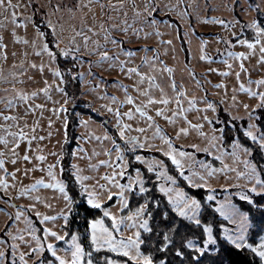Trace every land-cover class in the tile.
I'll list each match as a JSON object with an SVG mask.
<instances>
[{"label": "snow or ice", "instance_id": "snow-or-ice-1", "mask_svg": "<svg viewBox=\"0 0 264 264\" xmlns=\"http://www.w3.org/2000/svg\"><path fill=\"white\" fill-rule=\"evenodd\" d=\"M28 4L33 7L25 15L17 11L25 7L18 0L16 3L13 0H0V12L8 13L3 17V21H0V29H7L6 22L10 21L13 25L10 29L12 42L23 46L19 50V56L17 51L11 52L13 59L6 74L3 65L7 64L9 59V45L0 31V81L9 83L14 92L7 94L8 89H4L6 95L0 97V102H3L5 109L12 111L7 113L0 111V119L14 122L16 128L13 130L11 123L0 124L2 130L0 144L4 145L0 148V190L6 196L12 195L9 191L10 185L15 187L7 177L11 176L15 181L16 172L19 171V169L8 171L6 164L9 158L12 164L21 158L30 161L32 157L28 155L27 150L23 157L19 155V145L22 141H27L28 147L31 148V141L37 139L24 131L28 125L25 122L21 126L20 121L29 112L45 107L44 104H33L29 101L43 94L45 99L52 101L54 105L51 111L59 114L67 112V109L64 104H60L59 108L55 107L59 101L53 100L51 93L55 89L67 97L65 85L70 81L78 80L81 84L92 85L93 81L86 79V76L99 77V81L90 89L94 90L105 80L103 72L117 70L131 83H124L119 75L114 78L112 86L123 91V99L115 94L109 96L106 87L98 94L100 98L109 100L101 107L113 114L115 118L113 127L116 132V135L105 132L103 137L92 134V138L107 139L112 144L111 149L104 150L107 159L88 165L89 169H98L102 165L112 169L111 172L103 174L104 183L97 181L90 185L87 181L93 177L82 174L83 169L75 163L69 167L71 182L77 188V194L87 205L102 212L100 216L85 218L87 227L84 234L88 238V250L81 242L82 233L68 230L69 217L76 200L69 190V180L58 178L57 167L61 173L64 171L60 165L64 155L61 152L55 162L43 167L34 166L41 167L42 171L46 168L49 178L47 181L43 177L37 178L33 183L22 186L16 192V196H31L32 200L41 201L39 195L31 193L43 186L59 191L65 202L64 208L55 215L36 211V215L41 218L40 223L44 225L40 230L42 235L37 234L38 229L28 217L25 219L30 230L18 229L17 232L25 233L30 239L25 240L24 235H18L11 228L7 229V236L13 241L10 245L13 257L11 264H16L17 256L19 264H98L94 262L93 250L99 252L102 249L127 258L113 259L112 256H105L104 264H205L206 255L219 257L210 258L208 264H231V261L225 259V255L231 251L229 246L249 250L259 259V264H264V204H257L252 195H264V76L253 80L249 74L247 85L241 81V72L249 73L244 61L256 55L257 51L259 55L256 65L264 64V23L256 17L246 22V28L254 33L253 38L244 35V24L241 25L239 32L231 33L232 37H235L234 42L227 37H216L217 41H223L226 45L222 59L227 69L221 74L229 75L233 67L229 61H238L239 68L235 71V78L239 87L233 86L232 91L246 92L250 98H256L257 102L250 106L241 101L245 110L244 116L231 115V118L224 122L226 126L232 125L235 129L234 134L229 137L230 152H225L223 147L226 127L212 128L207 147L201 149L198 144L191 145V148L198 151L215 150L216 159L221 161L218 168L207 161L199 162V168H195L197 161L192 159L195 153L183 150L185 146L177 147L174 140L180 139L181 135L186 136L190 128L197 130L201 136H209L203 131V126L205 122L209 125L216 122V118L208 116L207 113L209 111L216 113L217 104L207 100L206 95L189 96L183 81L178 84L175 66L167 64L161 58L162 54L167 55L173 40H166L163 37L175 31L176 36L186 40L190 45L192 36L196 35L197 25L219 24L228 28L234 27L238 21L202 15L198 6H195V0H44L43 3L40 0H28ZM249 6L255 9L258 16H264V9H261L260 3ZM37 16L39 23L36 22ZM29 24L33 27L30 37L27 35ZM17 28H23L25 35L18 34ZM153 37L154 43H145ZM199 39L200 59L211 62L213 57L206 51L209 41L202 35ZM237 45L246 47L247 51L232 50ZM171 51L176 52L174 46L171 47ZM187 51L190 54L191 48L189 47ZM220 51L217 49V52ZM175 58L174 55L173 59ZM85 63L88 65L87 72L79 70ZM185 66L189 68V75L196 84L202 85L203 82L199 80L190 64ZM94 68L98 71H93ZM207 71L219 69L209 68ZM36 72L40 74L43 87L28 91L16 86L17 83H25V79L35 82L34 75L30 73ZM46 72L51 75V80L45 75ZM165 74L167 87L173 93L171 96L162 83ZM252 85H255V88ZM214 87L220 88L225 85L221 82ZM129 88L144 99L137 102L138 98L129 92ZM154 90L160 93L159 98L154 94ZM236 100L237 97L233 95L232 103L236 104ZM173 101L175 108L170 110L167 106ZM203 101L206 102L201 108L200 102ZM123 105L132 107L121 112L120 107ZM153 105L162 106L153 108ZM21 108L24 116L19 115ZM190 110L204 113L200 116L201 123L193 124L188 119L186 113ZM152 112L155 115L151 114ZM156 116L162 117L173 126L177 123V117H180L187 126L179 127L173 137L156 122ZM137 117L145 122V127L139 125L134 127L127 122ZM245 117L247 118L245 123L239 126L234 123L244 121ZM51 123L49 120L50 125ZM80 123L87 125L85 120H81ZM64 124L67 127L66 116ZM32 127L34 129L35 125ZM146 128H154L152 137L144 136L141 139L138 135L129 134L133 131L144 133ZM89 138L83 137L85 140ZM150 139H159L158 151L170 160L171 167L183 178L186 187L205 189L206 193L203 196L193 194L186 190V187H177L178 177L170 174V166L165 160L140 153L141 149L151 150L155 147L148 143ZM9 144L11 148L8 147ZM77 155L78 152L73 150L72 156ZM126 155L145 165L146 171L142 172L140 167H135L133 175L129 171L133 165L131 160L125 158ZM225 155L230 156L234 162L242 163L243 170L223 163ZM38 159L43 162L46 157L39 155ZM87 159L91 160L92 156H87ZM28 171L30 170L25 169V174ZM227 172H234L237 178H244L247 183L221 184L219 187L237 188L238 191L234 195L247 205V210L229 198L231 193L223 200H217L216 188L211 180L218 174ZM153 176L155 182L152 180ZM124 177L127 178L126 182H121V178ZM225 179L228 177L225 176ZM112 188L117 190L114 192ZM134 197L136 203L133 207L131 201ZM114 198L116 203L112 205L111 201ZM7 203L17 207L10 200ZM27 207L35 210L36 204L32 203ZM253 208L261 214L257 225L253 224ZM216 214L230 222L232 226L226 222H219ZM22 215L21 211H17L15 220H19ZM58 218L62 220L60 230L47 226L48 222H54ZM106 219L109 223L105 222ZM17 240L27 246V251L20 250ZM6 244L7 239L0 238V245ZM61 244L66 246L61 247ZM45 253L50 254L51 258L45 256ZM29 255L32 256L31 261L26 258ZM6 261V250L0 247V264H6Z\"/></svg>", "mask_w": 264, "mask_h": 264}, {"label": "rangeland", "instance_id": "rangeland-1", "mask_svg": "<svg viewBox=\"0 0 264 264\" xmlns=\"http://www.w3.org/2000/svg\"><path fill=\"white\" fill-rule=\"evenodd\" d=\"M14 3L17 2V0H13ZM18 2L21 5H24L25 7L17 9L18 12L24 13L25 15L28 14L32 10V6L28 4V0H18ZM41 3L44 2V0H40ZM260 3L261 9H264V0H195V6H198L200 12L202 15H209V16H217L225 20H233L238 21V23L235 24L234 27H228L225 28L222 25L219 24H208V25H197L196 28V35L192 36L191 38V44L189 45L186 40L185 47L186 50L190 47L191 53L187 51V59L185 56V53L183 49L180 46V39L179 36H176L175 31H172L171 35H165L164 39H172L173 45L169 46V51L167 55H161V58L165 60V62L169 65L175 66V77L179 84V82L183 81L184 86L188 90V95H195L197 97L200 96H207V100H211L214 103L217 104V112L213 113L209 111L207 113L210 117H215L216 122L212 125H209L208 123H204L203 131L205 133H208L209 136H201L199 135L198 131L195 129L190 128L189 133L185 135H181L180 139L174 140V143L177 147L179 146H185L183 150L195 153V155L192 157L193 160L197 161L195 168H199V162L206 161L204 158V155H209L212 159H214L217 163H213L210 161H207L211 163L215 167L221 166V161L216 159L215 150H209L208 152H204L202 150H196L191 148L192 144H198L201 149L208 146V139L210 138V135L212 134V128L220 129L221 127H224V117L226 116L227 119L231 118V115H241L244 116V108L243 104L240 103L241 101L243 103H247L250 106L254 105L257 101L256 98H250L246 92H235L233 93L232 89L233 86L239 87V84L235 78V71L239 68V62L236 60H230L229 62L232 63L233 67L230 70L229 75H222L221 73L224 72L227 69V65L223 62V51L226 49V45L223 41H217L216 37H227L229 39L232 38L231 33L233 31L239 32L241 25H245L246 28V22L253 17L256 16V11L254 8L250 7V4ZM5 15H8L6 12H0V21H3V17ZM39 17V16H37ZM8 24L7 29H0V31L3 32L5 37V42L9 45L8 51L10 53L9 59L7 64L3 65L5 69V73L7 74L8 68L11 66L13 57L11 56L12 51H17L19 56V50L23 47L20 44H14L12 42L11 32L10 29L13 26L10 21L6 22ZM163 30V29H162ZM183 32V28H181V35ZM17 33L20 35H25V30L23 28H17ZM33 33V27L31 24L28 25L27 28V35L30 37ZM203 36L204 39L208 40L209 43L206 46V51L209 55L213 57V60L211 62L204 61L200 59V36ZM155 41V37L151 38L149 41H145V43L152 44ZM175 47L176 52L173 53L171 51V47ZM217 49H220V52H217ZM234 51H247L246 47L242 46H235ZM151 55V53H149ZM175 55V59H173V56ZM259 52L257 51L256 55L250 56L248 59L244 61L245 66L249 68V73L245 74L244 72H241V81H243L247 85V77L250 74L251 78L253 80L264 76V64L256 65V60L258 58ZM38 59V58H37ZM190 64L191 68L195 70V72L198 75V78L200 81H202V85H197L195 80L189 75V68H187L185 65ZM254 66V67H253ZM88 65L85 63L83 67L79 70L87 72ZM219 69V71H212L209 72L207 69ZM143 70V69H142ZM93 71H98V69H93ZM34 75V80L30 81L25 79V83L19 84L17 83V87H22L25 90L31 91L36 88L43 87V81L40 78V74L38 72L36 73H30ZM45 75L48 76V79L51 80L52 77L47 72ZM120 77L126 84H130L131 81L127 78L123 77V75L119 74L117 70H113L111 72H103V76L105 80L101 82L99 88L93 89V85L96 84L99 81V77H87L86 79H91L93 81V84H81V90L82 95L85 98H88L93 107L96 108L99 112L107 114L111 120V123L115 124V118L112 113L108 112L106 109L101 107V105L108 103L109 100L105 98H100L98 95L99 93H102L106 90L109 94H115L121 99L124 98L123 91L113 87L112 82L116 76ZM9 80H11V77H9ZM223 82L225 87L227 88V92H225V87H214L216 84H220ZM164 87L166 89V92L168 95H173L171 92V89L167 87V75L165 74L163 82ZM252 87L255 88V85H252ZM4 89H8L7 94H14L13 90L10 87L9 83H5L3 81H0V97H3L6 95ZM129 92L132 93L133 96H136L138 98L139 102L140 100H143L144 97L139 96L138 93L134 92L131 88H129ZM154 94L159 98L160 93L157 90H154ZM53 100H58L59 103L55 105V107L59 108L60 104H64V107L67 108L69 103L67 100V103L65 104L66 97L62 93H58L53 89L51 93ZM235 95L237 97L236 104L232 103V97ZM225 96L227 98L225 99ZM30 103L36 104H44L45 107L43 109L37 108L35 112H29L26 116H24V112L21 109H19V115L24 116V119L20 121V125L23 126L25 122L27 123L28 127L24 128V131L29 134V136H35L37 139H34L31 141V148L28 147L27 141H22L19 145V155L23 157V154L27 150L28 155L32 157V159L24 160V159H18L15 164H12L10 162L11 158H9V162L6 164V167L9 172L13 171V169H19L18 172H16V180L13 181V178L11 176H8L7 179L15 184V187H12L10 185L9 191L11 192V196H6L3 191L1 192L8 198L12 204L17 205V207H12L11 204L7 203L6 199H0V238L7 239L6 245H0V247H3L6 250V256L7 261L6 264H11V261L13 257L11 256V248L10 245L13 243V241L7 236V229L11 228L13 232H17L18 229H29L28 221H26L25 217H28L32 224L35 225V221L38 220L40 222V217L36 215V211H39L41 213H44L46 215H55L61 209L64 208V200L62 196L60 195L58 190H53L51 188H45L43 186L38 187V189L31 193V195H39L41 197V201H34L31 199V196H16V192L24 185L33 183L35 179L43 177L46 181L49 179L47 176L46 168L45 170H41V167L48 163H53L56 161L57 155L61 153V145L64 141L65 137V112H60L59 114L54 113L51 111L53 108L52 101L46 100L43 94H40L35 100L29 101ZM203 102H200L201 108L203 107ZM236 105H239L237 107ZM116 105H113L115 107ZM162 105H153V108L160 107ZM187 106V100L185 99V107ZM129 107H132V105H123L120 107V111H126ZM170 110L175 108V103H170L167 106ZM227 109V111H225ZM222 110V111H221ZM0 111H4L7 113L8 111H12L10 109H5L3 106V102H0ZM151 114L155 115L154 112ZM171 114V111L168 113ZM203 112H197L195 110H190L186 113L189 120L192 121L193 124L201 123L200 116L203 115ZM223 118V119H221ZM245 117V122H246ZM49 120L52 121L51 125L49 124ZM81 120L87 121V125H82L80 123ZM156 122L161 126V128L169 135L173 136L175 135L176 130L179 127H186L187 124L185 121L177 117V123L175 126L168 124L167 121H165L162 117L156 116L155 117ZM128 123L133 124L134 127L139 125L140 127H145V122L143 120H140L138 117L133 120H128ZM4 123H11L13 124V130H16L15 124L12 121L5 122L3 119H0V124ZM33 125H35V128L33 129ZM218 126V127H217ZM2 131V130H0ZM79 133V146L75 149L78 152V155L73 157L72 164H77L81 169H83L84 175H89L93 177V179H90L87 181L88 184H94L97 181L100 183H104V180L102 179V176L105 172H111V168L109 166H100L98 169H89L88 165L96 164L100 160L107 159V155L105 153V149H111L112 144L110 140L107 139H101L97 140L95 138H92V134L95 136L103 137L105 134V129L99 124L91 120L88 116H80L79 117V126L77 129ZM154 133V128H146V131L144 133H136L131 132L129 134L131 135H138L143 139L144 136L152 137ZM218 134V133H217ZM88 136L89 139L85 140L83 137ZM39 137H43V139H39ZM9 139H12L9 137ZM148 143H151L155 145L151 151L158 150L160 147V141L159 139H150ZM123 146V145H122ZM4 145L0 144V148H3ZM11 148V144L8 146ZM148 150V149H144ZM225 152H230L231 148L228 150L225 149ZM95 153V154H94ZM39 155H44L46 157V160L41 162L38 159ZM87 156H92V159H87ZM150 157V156H148ZM126 158V157H125ZM113 159H115V152L113 151ZM140 163V162H139ZM223 163H227L232 167H238L239 170H243L242 163L234 162L232 158L228 155H225ZM141 164V163H140ZM35 165H40L41 167H34ZM142 165V164H141ZM145 166V165H143ZM146 167V166H145ZM25 169H28L30 171L25 174ZM58 173V178H61V172L59 170V167L56 169ZM225 176L228 177V179H225ZM127 178H121V182H126ZM211 183L216 188V197L217 200H223L226 195H229L230 193L232 195H229V198L232 199L235 195L234 193L238 191L237 188L233 187L230 189H223L220 188L219 185L221 184H240L244 185L247 183V181L244 178H237L236 174L234 172H227V173H221L218 174L216 177H213L211 180ZM179 187L178 185H176ZM117 189L112 188V191H116ZM32 203L36 204V209L33 210L32 208L27 207V205H30ZM116 203V202H115ZM47 205H51V207H48ZM115 205V204H114ZM24 206V207H21ZM17 211H21L23 215L20 217L19 220H15V213ZM11 215V219H10ZM7 222V223H6ZM62 224L61 219H57L54 222H48V227H54L55 230H60V225ZM43 227L44 225L41 224ZM36 226V225H35ZM229 226H232L229 222ZM37 228V226H36ZM18 235H24V239L28 240L30 237H28L25 233L17 232ZM127 234V233H126ZM20 245V250L27 251V246L20 242L19 240L16 241ZM66 246V245H65ZM48 254V253H47ZM50 255V254H49ZM30 261L32 260V256L29 255V257H26ZM16 264H19V258L18 256L15 258Z\"/></svg>", "mask_w": 264, "mask_h": 264}, {"label": "trees", "instance_id": "trees-1", "mask_svg": "<svg viewBox=\"0 0 264 264\" xmlns=\"http://www.w3.org/2000/svg\"><path fill=\"white\" fill-rule=\"evenodd\" d=\"M32 6V5H31ZM33 7V6H32ZM256 18L261 20L262 23H264V16H258L257 12ZM36 22L39 23V17H36ZM244 35L247 38H253L254 33L250 29H245ZM180 39V46L183 49L186 59H187V50L185 47V42L184 39L179 37ZM233 42L235 41V37L231 38ZM63 66V65H62ZM77 70V69H74ZM67 79V78H66ZM65 90L67 92V97L66 99L68 100V107L67 112H65V116L67 117V127H65V135H67V141L62 142L61 145V152L64 153L63 159L60 161V165L63 167L64 171L61 173L62 178H65L69 180V190L73 194L76 204L73 206V212L71 216L69 217V224H68V230L70 231H78L82 233L81 236V242L85 245L86 250H88V238L87 235L84 234V230L87 227L86 224V217L87 218H93L96 216L102 215V212L100 210H97L95 208H92L91 206L87 205L85 200H83L78 194H77V188L74 186V184L71 182L70 174H69V167L72 164L73 156L72 152L79 146V133L77 131L78 126H79V117L84 115L88 116L91 120H93L96 123H99L105 131L109 135H116L115 129L113 127V124L111 123V120L107 114L99 112L96 108L93 107L91 101L88 98H85L82 95V90H81V83L77 81H70L68 84L65 85ZM222 111V110H221ZM259 111V110H258ZM223 119V118H221ZM230 119V118H229ZM227 117H224V122L228 121ZM237 126L245 123L244 121H235L234 122ZM218 127V126H217ZM226 127V134L224 137L223 142V147L225 149L230 148V139L229 137L234 134L235 129L232 127V125H225ZM242 135V134H241ZM119 142V141H118ZM141 154L145 156H150V157H155L158 159H163L165 160V163L170 166V174L172 175H177V185L179 187H186V182L183 180L182 177H179L176 170L171 167V162L170 160H167L164 156L163 153H161L158 150H144L141 149L139 150ZM204 158L206 161H210L213 163H217L214 159H212L209 155L205 154ZM126 159L131 160V163L133 165L132 168L129 169V171L134 175V168L135 167H140L142 172L146 171V167L141 165L139 162L135 161L130 155H126ZM151 175V174H149ZM153 182H155V177H152ZM186 190L192 192L193 194H197L198 196H203L206 193L205 189H192L190 186L186 187ZM253 198L257 201V204H264V195H259V194H252ZM0 197L2 199H6L9 201L8 198L1 192L0 190ZM233 202L241 205L247 210V205L241 201V199L237 196H234L232 198ZM116 202L115 198L113 201H111V204L114 205ZM136 203V198L134 197L131 201V205L134 207ZM252 215H253V224L257 225L259 224L261 214L259 211H257L255 208L252 209ZM216 219L219 222H226L223 217H219L218 214H216ZM106 223H109V220L106 219ZM229 224V222H226ZM35 225L37 226L38 229V235H42V230L43 226L41 223L36 220ZM61 247H64L65 245L61 244ZM230 254L225 255V259L228 261H231V264H259V259L255 258L253 253H251L247 249H235L234 247H231ZM45 256H47L49 259L51 258L49 254L45 253ZM105 256H112L113 259H127L126 257H123L120 254L116 253H111L107 249H102L99 252L93 250V259L94 262H98V264H104L103 257ZM219 259V257H209L208 255L205 256V264H208L209 259Z\"/></svg>", "mask_w": 264, "mask_h": 264}]
</instances>
